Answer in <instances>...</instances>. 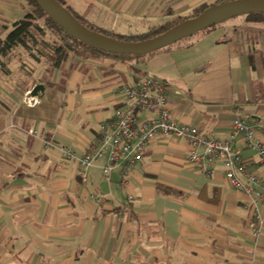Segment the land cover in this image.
<instances>
[{"label":"crops","instance_id":"0c3cea01","mask_svg":"<svg viewBox=\"0 0 264 264\" xmlns=\"http://www.w3.org/2000/svg\"><path fill=\"white\" fill-rule=\"evenodd\" d=\"M207 1L70 0L67 9L96 28L138 35ZM30 9L0 0V38ZM261 26L223 22L139 64L75 57L52 69L27 59V71L9 62L10 75H0V264H264V201L254 207L231 188L220 163L201 173L182 140L150 144L124 188L121 170L105 178L102 163L78 176L97 128L125 104L119 87L147 77L166 85L172 118L204 138L227 139L237 118L264 123ZM37 85L39 103L28 107L24 95ZM256 140L264 147V132ZM234 144L264 180L257 152ZM61 146L74 157H61ZM256 190L264 196V186Z\"/></svg>","mask_w":264,"mask_h":264},{"label":"built area","instance_id":"2783aa9c","mask_svg":"<svg viewBox=\"0 0 264 264\" xmlns=\"http://www.w3.org/2000/svg\"><path fill=\"white\" fill-rule=\"evenodd\" d=\"M30 93H25L24 100L28 107H35L39 98L32 97ZM118 93L125 104L114 112L110 120L102 122L97 128L95 140L87 146L78 161L79 178L84 180L86 169L102 163L101 173L105 178L114 170H121L119 185L124 188L129 171L141 163L150 144L158 138L179 139L188 147L187 162L201 173L209 175L214 164L220 163L231 188L249 196L254 207L258 201H264L263 194L256 190L264 186V180L248 170L241 151L234 144L235 138H239L243 147L256 151L264 164V147L256 140L257 135L264 132V123L253 124L237 118L227 139H207L197 129L180 125L172 118L167 104V87L160 79L147 77L138 84L120 86ZM58 152L66 159L74 157V151L64 146L59 147ZM131 200L132 197L128 196L127 201ZM103 201L101 196L95 198L97 204ZM253 215L256 222L253 233L256 235L260 220L256 212Z\"/></svg>","mask_w":264,"mask_h":264},{"label":"trees","instance_id":"16d2710c","mask_svg":"<svg viewBox=\"0 0 264 264\" xmlns=\"http://www.w3.org/2000/svg\"><path fill=\"white\" fill-rule=\"evenodd\" d=\"M24 1L31 7L30 11L26 12L25 16L21 20L14 22L10 28V31L3 38H0V75L3 76L10 75V70L8 68L9 62L19 50H21L25 57L32 60L33 62L44 63L52 69L61 68L69 60V58L75 57L80 59L110 58L122 64L131 65L144 62L157 53L168 51L171 48H177L180 45L189 46L192 43L194 37L209 32L216 26H212L211 28L206 29L190 38L183 39L168 48L150 53L146 56L137 57L128 55H113L94 50L70 38L39 9L33 0ZM56 1L62 7H64L61 0ZM232 1L236 0H216L210 5L203 4L198 7L197 10L195 9L196 11H194V14L188 18H175L166 24L152 27L147 32L138 35H123L102 29L97 30V28L89 23L86 19L77 16L67 8H64L67 9L83 27L90 31L99 33L120 42L135 43L156 37L166 32L174 25L184 20L198 16L202 11L210 6ZM245 21L252 24H264V15H247L245 16ZM131 67L133 66H129V68Z\"/></svg>","mask_w":264,"mask_h":264},{"label":"water","instance_id":"95a60500","mask_svg":"<svg viewBox=\"0 0 264 264\" xmlns=\"http://www.w3.org/2000/svg\"><path fill=\"white\" fill-rule=\"evenodd\" d=\"M39 9L66 35L94 50L113 55L142 57L168 48L183 39L190 38L212 26L233 18L251 14L264 15V0H236L210 6L198 16L184 20L166 32L140 42L124 43L83 27L72 14L56 0H33ZM44 90L37 85L30 95L38 97Z\"/></svg>","mask_w":264,"mask_h":264},{"label":"rangeland","instance_id":"374dc122","mask_svg":"<svg viewBox=\"0 0 264 264\" xmlns=\"http://www.w3.org/2000/svg\"><path fill=\"white\" fill-rule=\"evenodd\" d=\"M62 1V3H63V6L65 7V8H68L67 6L69 5V1L70 0H61ZM216 0H208L207 2H206V4H204V5H210V4H213L214 2H215ZM197 10V9H196ZM196 10H194V11H196ZM194 11L193 12H191L190 14H188L187 16H185L184 18H188V17H190L191 15H193L194 14ZM245 20V16H241V17H237V18H233V19H231V20H228V21H226L225 22V24H230V25H234V24H239L240 22H243ZM261 27H263V26H261ZM264 28V27H263ZM98 29H101L100 27H98L97 28V30ZM9 31H10V29H9ZM8 31V32H9ZM7 32V33H8ZM6 33V34H7ZM5 34V35H6ZM4 35V36H5ZM3 36V37H4ZM196 38L197 37H194L193 38V40L192 41H194V40H196ZM27 57H25L23 54H22V52H21V50H19L18 51V53L12 58V62H16V63H18L19 64V67H22V68H25L27 71H29L30 70V65H26L25 64V62H27L28 63V61H27ZM10 61V62H11ZM32 61V60H31ZM29 63H31V62H29ZM32 64V63H31ZM25 65H26V67H25Z\"/></svg>","mask_w":264,"mask_h":264}]
</instances>
